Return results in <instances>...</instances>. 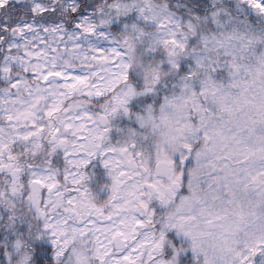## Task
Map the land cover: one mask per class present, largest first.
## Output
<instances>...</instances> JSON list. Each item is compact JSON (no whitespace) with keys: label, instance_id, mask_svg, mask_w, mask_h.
Wrapping results in <instances>:
<instances>
[{"label":"snow or ice","instance_id":"snow-or-ice-1","mask_svg":"<svg viewBox=\"0 0 264 264\" xmlns=\"http://www.w3.org/2000/svg\"><path fill=\"white\" fill-rule=\"evenodd\" d=\"M0 264H264V0H0Z\"/></svg>","mask_w":264,"mask_h":264}]
</instances>
